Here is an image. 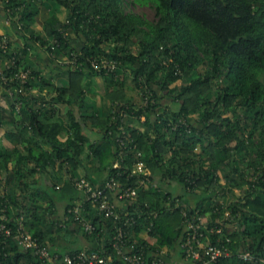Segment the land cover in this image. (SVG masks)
Wrapping results in <instances>:
<instances>
[{"label":"trees","instance_id":"trees-1","mask_svg":"<svg viewBox=\"0 0 264 264\" xmlns=\"http://www.w3.org/2000/svg\"><path fill=\"white\" fill-rule=\"evenodd\" d=\"M0 3L24 41L14 49L0 34L8 40L7 53L0 50L7 78L0 73V128L13 144L0 145V225L11 232L0 231V264L36 263L33 252L18 250L19 227L60 257L91 251L90 243L109 249L113 222H121L98 215L76 182L102 188L111 177L119 193L137 192L127 201L106 194L121 221L135 220L126 230L129 241L145 247L146 264L164 247L185 256L183 213L207 218L201 241L229 253L210 264H264V0ZM141 5L153 9L154 19L132 10ZM37 48L47 53L44 69L33 64ZM91 60L114 68L99 72ZM19 68L30 70L24 95L13 76ZM129 75L145 105L127 97ZM141 116L140 129L129 124ZM138 162L145 172L135 170ZM234 189L241 192L236 200H215ZM58 202L63 217L78 207L95 231L58 217ZM245 253L250 259L240 257ZM201 256L187 259L201 264Z\"/></svg>","mask_w":264,"mask_h":264},{"label":"built area","instance_id":"built-area-1","mask_svg":"<svg viewBox=\"0 0 264 264\" xmlns=\"http://www.w3.org/2000/svg\"><path fill=\"white\" fill-rule=\"evenodd\" d=\"M18 29H21V24L18 25ZM7 38L2 37L0 39V50L2 53H7ZM11 64V65H10ZM14 62L9 61L5 64V68L8 69L10 66H13ZM91 65L99 72L102 70L110 71L114 68V64H110L106 61L102 65H99L96 60H91ZM2 79L6 82L7 78L0 71ZM18 84L17 93L24 95L25 86L27 88V82L30 78V70H23L22 68L18 69V73L13 75ZM9 80L12 78L8 77ZM28 90V88H27ZM8 94L12 97L14 95L13 91L8 90ZM22 106L21 101H17L14 104L15 109H18ZM120 141V140H119ZM115 168H118L119 165L115 164ZM135 167L138 172H145V166L142 162L135 164ZM117 175H121L118 173ZM142 184L143 181H140ZM78 189H81L86 196V201L90 202L97 210L98 215H103L104 219L112 218L114 233L111 237L110 248H104L103 245L93 246L94 249L91 251H80L76 254H66L63 257H60L57 253H53L49 247L41 246L36 239H33L31 235L22 227L18 228L19 233V248L18 250L26 254L27 252H33L36 257V263L33 261L27 260L24 262H17L15 264H146L147 252L144 246L139 245L136 240L129 241L128 229L130 225L135 223V220L130 217L126 218L125 221H121L119 214L116 212V206L114 203L108 200L107 192H114L117 194L118 199L121 200H131L137 197V192L133 187L125 188L122 193H119L117 189L121 188V184L116 181L114 177H111L105 185L101 188L100 185H96L92 188L90 183L82 179L76 182ZM68 216L63 217V220L69 221L73 220L78 223L83 232L87 234H92L95 231L94 225L87 220L86 216L81 214V210L78 207L71 208L67 211ZM184 220V231L185 238L180 244V248L184 250V254L187 258L192 259L193 261L202 260L201 254L207 257L206 260H203L201 264H210L216 262L220 257L228 256V252H223L216 245L209 243L207 240L205 243L201 241L204 236L201 233V226L205 223L203 217L200 215L194 216L191 219H188L186 214L183 213ZM5 232V236H10V230H5L4 224L0 225V231ZM201 251V252H200ZM165 250L162 249L159 252V256L151 261L150 264H165V260L162 255L165 256ZM241 258L248 260L250 256L248 253L241 254Z\"/></svg>","mask_w":264,"mask_h":264},{"label":"rangeland","instance_id":"rangeland-1","mask_svg":"<svg viewBox=\"0 0 264 264\" xmlns=\"http://www.w3.org/2000/svg\"><path fill=\"white\" fill-rule=\"evenodd\" d=\"M2 7L3 6L0 3V34L1 35L4 34L2 31L7 30L6 27H8V30L7 31H9L10 35L12 36V38H16V40L18 41V45H20L22 47L24 45V41H23L22 36H21V34H23V32L21 30H19V31H21V34H20L19 31L16 33L13 30V28L11 26L10 18L1 13L3 11ZM132 10L134 12H136V13H139V14L143 15L148 20L154 19V11L148 5L133 6L132 7ZM58 17L60 19L64 20L65 13L64 12L59 13L58 14ZM42 22H43V17L39 14V16L37 17L36 23H34V25L31 27L32 30H34L36 32L37 31H40L41 30V26H42ZM19 24H21V23H18V25ZM26 33L29 35L30 34V31H28ZM73 37H74V35L72 36V38ZM15 41H12V44H13L12 46L14 47V49H17L14 46L16 44ZM38 64H40V65L43 66V62H40L39 61ZM48 70H49V68H47L45 72H48ZM45 75H46V73H45ZM94 80H95L94 82H95V85L97 86L98 92L101 94V92H102V88H101V82L102 81L101 80L102 79H101V77H96ZM127 80H128L127 81V97H131L134 100L135 103H138L140 105H143V104L145 105L146 104V100L145 99L142 100V94L140 93L139 90H137L134 87V85H133V83L131 81V76L130 75L128 76V79ZM2 100H0V104L2 106H4V100L5 99L2 98ZM97 102H98V97H97ZM162 102H163V104H168L169 103V100L165 98V99L162 100ZM129 119H130L128 121L129 124L134 125L136 128L140 129V126H141L142 122L144 121V116L139 117V119L137 118L136 119L137 121L134 118L133 119L132 118H129ZM4 132H5V129L4 128H0V145L6 147V146H8V143H7V141L4 138ZM94 139H96V138L91 137V140L94 141ZM82 175H83V173H82ZM179 193H181L180 190L177 191V194H179ZM240 195H241V192L238 189H234L233 191L229 192L226 195L225 198H223L221 195L218 194L217 197H215V200H218L221 203L224 202V205H225V204H227V203H229L231 201L236 200V198H238ZM62 214H63V204H61V203L58 202L57 203V216L58 217H61ZM227 214H228V212H225V214L223 215V217L226 216ZM206 219L207 218L203 217V220L205 222H206ZM71 239H72L71 240L72 241V245H74L76 248L81 246L79 239H75V238H71ZM148 239L151 240L150 238H148Z\"/></svg>","mask_w":264,"mask_h":264},{"label":"crops","instance_id":"crops-1","mask_svg":"<svg viewBox=\"0 0 264 264\" xmlns=\"http://www.w3.org/2000/svg\"><path fill=\"white\" fill-rule=\"evenodd\" d=\"M6 29L8 30V27H6ZM7 30H5V31H2L4 34H6V35H9L11 38H12V36L10 35V33H9V31H7ZM31 30H32V28H31ZM30 30V31H31ZM12 40L13 41H15L16 40V38H12ZM16 45H18V41L16 40ZM38 50H36V55H38L39 57L36 59L34 56H35V52L33 53V56H32V61H33V64L34 65H36V66H40L41 68H45V62L47 63V53H45L43 50H40V48H37ZM39 61L40 62H43V66L42 65H40V64H38L39 63ZM91 137H94V138H96L97 137V135L95 136V134H91L90 135V138ZM9 145V144H8ZM9 147H13V144H10L9 145ZM61 217H63V214H62V216ZM142 238H144V239H147L148 241H150L151 243H153L154 242V239H152V238H150L151 240H149L148 238V236H147V234L145 233V232H143L141 235H140ZM68 237V236H67ZM89 246L90 247H92L93 248V246H94V244H89ZM164 250H165V252L168 254L169 253V256H166L165 255V258H164V260H167L166 262L167 263H169V264H196L195 262H193V261H191V260H188L187 259V257H181V255L179 254V250L177 251V253L176 254H174V253H171V254H173V255H170V252L167 250V247H164L163 248ZM165 253V254H166Z\"/></svg>","mask_w":264,"mask_h":264}]
</instances>
